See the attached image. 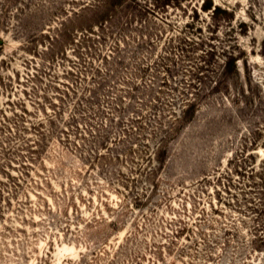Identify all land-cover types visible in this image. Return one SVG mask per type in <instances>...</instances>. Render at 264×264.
Instances as JSON below:
<instances>
[{"label": "rangeland", "instance_id": "rangeland-1", "mask_svg": "<svg viewBox=\"0 0 264 264\" xmlns=\"http://www.w3.org/2000/svg\"><path fill=\"white\" fill-rule=\"evenodd\" d=\"M98 1L31 0L17 19L8 14L13 27L0 31V181L13 184L21 176L14 150L20 130L34 129L46 112L66 113L56 122L66 132L56 134L44 155L49 173L42 175L51 177L57 195L30 187L29 197L20 194L9 208L0 197V264H130L134 256L138 264H150L158 247L166 255L160 264H264V253L243 263L234 247L221 244L224 228L234 221L244 231L243 243L255 224L243 216L252 215L246 201L264 203L260 174L251 175L249 168L264 160V0H128L109 21L92 6ZM4 3L22 7L19 1ZM216 7L232 16L215 15ZM233 56L237 71L227 74ZM184 93L203 102L169 143L157 185L137 176L133 163L126 169L102 161L97 175L83 164L103 135L113 150L152 146L151 133L163 130L158 123L170 120L172 102L178 104ZM23 105L30 113L25 118L15 115L23 114ZM24 135L35 139L31 130ZM34 166L31 174L39 180L42 166ZM115 168L138 177L132 183L119 177L131 187L127 198L117 180L120 191L99 184V175L111 179ZM81 170L84 180L73 178L69 192L76 214L69 197L58 194ZM91 180L99 192H88ZM138 193L145 197L128 210L125 225L85 226L99 215L116 221L112 209L120 199L132 203ZM65 209L71 219L59 216ZM184 226L192 230L175 239ZM129 232L131 239L116 251ZM105 238L110 252L103 255L98 244Z\"/></svg>", "mask_w": 264, "mask_h": 264}, {"label": "trees", "instance_id": "trees-1", "mask_svg": "<svg viewBox=\"0 0 264 264\" xmlns=\"http://www.w3.org/2000/svg\"><path fill=\"white\" fill-rule=\"evenodd\" d=\"M16 1H19L22 7L17 6L15 10L11 9L12 7L10 8V5L8 4H5V3L0 4V31L2 30L8 31L9 28L13 27L12 26L13 23L11 21H8L7 19L8 14H13V19H17L16 15L18 13L16 12H19V14L17 15L19 16L23 13H26V10L30 8L29 6L31 5V3H29V1L31 0H24L27 3H24L20 0H13V2H16ZM127 1L128 0H99L97 4L92 5V6L96 8V11L102 14L101 16L107 18V20L109 21L108 18L111 17L115 13L118 7H121ZM208 8L210 9L211 6H208ZM221 10L222 9L216 7L214 10L215 11L214 14L220 15V12H223V13H226V15L229 18L232 16L231 15L232 13L230 11L228 10L221 11ZM3 49H4V42L0 38V56L3 53ZM236 71H237V58L233 56V57H230L226 63L225 73L232 74ZM65 94L66 96H69L67 92H65ZM156 102L158 101L156 100ZM202 102H203L202 99L191 97V94H187V93H184L183 97L180 98V102H178V104H173L172 102L173 106H171V109L169 110L170 120L166 121L163 124L158 123L160 125L158 128L163 129L161 132L151 133L152 140L154 143L152 146L145 143L143 146L145 148L137 149L135 148V143H132L127 149L113 150L111 148L110 143L108 145L109 137L103 135L98 142V146L97 144L95 145V149L93 147H90V149L88 150V156L86 155L82 159L83 164L85 166H88L89 164L90 169L94 171L95 175H97V173H95L96 169H98L99 171V169H103L104 167L102 161L111 162L113 164L117 162L119 163L120 166L126 169H129L127 165H130V163L131 164L133 163L135 164V169H136L135 173L137 176L140 175L141 177H145L146 178L145 182L149 183L150 186L157 185L158 183L156 180V175L158 173V167L162 166L164 162L166 161L167 157L169 156V143L173 141L174 139H176L182 133V130L195 119L202 105ZM53 105L56 107L58 106L56 103H53ZM22 108L23 109L21 111L23 112V114L20 115L18 113H15V115L25 118L26 115L30 113L27 107H25L24 105ZM65 114L66 113L64 112L62 115V113L60 111H57L56 109L54 110L53 114H49L46 112L45 121H38L37 123H34L33 125L34 129H23V130L21 129L20 130L23 133L19 132V135L17 138V140L19 141V145L15 147L13 146V147L15 148L14 150H17L19 153L18 159L22 160L21 162H19L22 168V170H20L21 176L14 177V179H16L17 182H13V184H10V183L8 184L4 181H0V197L5 198L6 205H8V208L12 204L11 203L12 199H18L19 201L18 196L20 194L25 195V197L28 198L30 187L31 188L34 187V189L36 188L44 189L45 191L51 190L50 191L51 195L53 196L57 195L58 192H56V190L54 189L51 183V177L48 175L43 176L42 174L46 172L49 173V170L44 165V155L48 153L49 143L51 142V140L57 137L56 134L58 132H61L62 134L66 132L65 129H61L59 131L58 128L56 127V122L60 121V118L65 116ZM29 130L32 131V135L33 134L35 135V139L27 138L25 136L26 134L24 135V133L25 132L28 133ZM77 132L78 131H76V133ZM63 136H61V138L58 137L60 142L63 141ZM24 152L25 153L27 152L28 155L24 156ZM9 153L10 152H8L7 154ZM29 160L31 162H29ZM10 161H12V159H10ZM35 164L42 166V172L37 173V175L41 177L39 180H37L36 177H33L31 174L32 167ZM29 167H31L30 170H29ZM255 167H258V168H255ZM249 168L252 170L251 175H254L256 173L260 174L259 177L262 180L263 185H264V160L261 161L259 164L255 161ZM82 172H83L82 170L74 172L73 174L74 177L69 179L67 183L61 184V190L59 191V194H58L59 197H65V196L69 197L71 202L75 204L73 206L75 207L76 214L79 212V209H78V206H76L77 201L75 200L74 202L75 194L73 193L70 196L69 192L70 193L74 192L75 184H74L73 178L83 179ZM130 172L131 174H133V171H130ZM144 172H145V175L143 174ZM110 174H114V177L117 176L118 179H115L114 177H112L111 179H108V177H104L105 174L104 175L98 174L99 177H101L103 180V181L99 180V184L106 181L107 186H114L115 190L120 191L118 187H115L116 186L115 180H117L119 182V185H122L124 189L127 191L126 193L123 192L125 193L124 197L125 198L129 197V194L131 192V187H129V190H128V187L125 183L128 182L130 179L132 180L131 183L135 182L138 180V177L135 176L134 174L132 175V177L129 174L127 176V174L119 168L113 169L110 172ZM7 176H8V179L12 178L10 175H7ZM54 176H56V174ZM119 177H122V179L124 177L126 182L123 181L124 183L123 182L121 183V180L119 179ZM92 181L93 180H91V182L90 181L86 182V185H85L86 189L88 190V192H92V191L99 192V190H95V187H94L95 185L92 184ZM95 181L97 182L98 180H95ZM24 183H25V186L23 185ZM20 190H22V192H19ZM5 192H7L6 195H5ZM144 197H145L144 193H140V194L138 193V195H135L133 197L132 203L126 202V201L123 203L122 200L120 199V204H118L117 207H114L112 209L116 213V216H115L117 218L116 221H113L112 219L108 220L106 219V217L99 215V216L93 217L92 219L86 220L85 226L86 227H91V226L97 227V223H102V224L109 225V226H114V225L116 226L120 224L125 225L124 218H127L128 210L138 208V206L142 204V200ZM44 201H45L46 207H48V210L54 213V210L52 211L51 206L49 205L46 198H44ZM90 201H92V199ZM246 202L248 203L246 205V209H248V212L250 211L252 215L247 216L246 213L244 214L245 211H242L244 214L243 216L245 218L249 217V219H251L253 223H255L253 227H249L251 229L250 236L249 237L245 236L246 237L245 241H243V243L240 244L241 242L240 240L243 239V236H244V231L241 229L242 227L240 228L239 221H236V222L234 221L232 222L233 223L232 226L230 225L224 228L225 236L223 237L222 242L219 241L218 239L213 241L214 243L221 242V244L225 247H234L236 249V255H238V258L240 257L243 263H247L248 259H250V257L248 258V256H252L253 253H262V254L264 253V203H261L262 207H260L254 201L247 200ZM3 210H4V206L0 207L1 214L3 213ZM243 210L245 209L243 208ZM60 211H61L60 212L61 214H59V216L62 215V216H66V218H70V215L67 214L69 213L68 212L69 210L65 209V210H60ZM238 212L242 213L241 211H238ZM186 230L190 231L192 230V228H189L187 226L182 227V229L178 230V234L175 235V239L176 238L178 239L180 237L179 233H184ZM132 235H133V232H129L127 236L125 237L124 244L123 243L119 244L117 246L116 251H119L120 249H124L123 247H125L126 243L131 239ZM107 243H108V239L105 238L100 244H98L102 246L100 247V249L104 248L103 255L110 252V250L105 248ZM234 243H239V245L237 247L232 246V244ZM171 252L172 251H170V253ZM155 253H156V260H152L150 264H160L166 261V255L165 253L159 250V247L157 248V252ZM95 254H97V252ZM179 256H182V254L179 253ZM213 257L214 255L210 256V258H213ZM139 260H140V257L134 256L130 259L131 261L130 264H138ZM212 264H220V263L212 262Z\"/></svg>", "mask_w": 264, "mask_h": 264}]
</instances>
